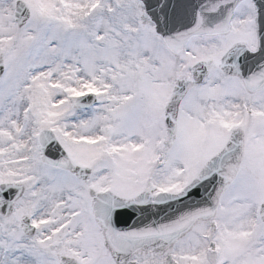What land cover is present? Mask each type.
Instances as JSON below:
<instances>
[{
	"label": "snow or ice",
	"instance_id": "1",
	"mask_svg": "<svg viewBox=\"0 0 264 264\" xmlns=\"http://www.w3.org/2000/svg\"><path fill=\"white\" fill-rule=\"evenodd\" d=\"M0 264H264V0H0Z\"/></svg>",
	"mask_w": 264,
	"mask_h": 264
}]
</instances>
